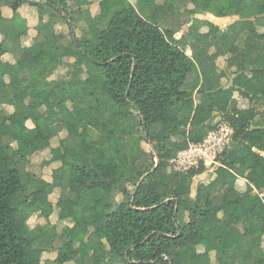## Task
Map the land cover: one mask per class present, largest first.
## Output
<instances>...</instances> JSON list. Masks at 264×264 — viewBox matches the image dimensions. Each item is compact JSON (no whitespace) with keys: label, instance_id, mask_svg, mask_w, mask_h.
Returning <instances> with one entry per match:
<instances>
[{"label":"trees","instance_id":"obj_1","mask_svg":"<svg viewBox=\"0 0 264 264\" xmlns=\"http://www.w3.org/2000/svg\"><path fill=\"white\" fill-rule=\"evenodd\" d=\"M169 1L192 4L193 15L215 6L231 21L200 33L194 20L176 39L183 22ZM40 3L47 11H38L29 47L18 6L15 22H0V264H264V0ZM211 53L226 58L231 84L217 68L194 69ZM235 95L248 106L239 109ZM223 121L231 144L191 198L203 164L184 172L165 164ZM245 172L254 177L239 193L236 174ZM55 190L54 204L27 201ZM55 208L69 225H27Z\"/></svg>","mask_w":264,"mask_h":264},{"label":"rangeland","instance_id":"obj_2","mask_svg":"<svg viewBox=\"0 0 264 264\" xmlns=\"http://www.w3.org/2000/svg\"><path fill=\"white\" fill-rule=\"evenodd\" d=\"M220 4V3H219ZM169 7L171 8V10L175 11L176 14H178V16L180 17V19L182 18V21L183 24H181V28H180V31L178 33L175 34V38L176 39H179L184 33H186L188 31V28L193 24L194 20H199L200 21V28H199V32L200 33H206L208 30H218V29H224L226 27V24L228 23H223V24H220V25H217L215 22L217 21H220L221 19H226L227 22L229 18V16H225V17H221V16H217L218 12L220 9H216L214 7H212V10L211 12H200L199 14H192V11L194 10V6L192 4H187L185 6H182V7H177V4L174 3L173 1H169ZM176 7V8H175ZM222 7V6H221ZM178 8V9H177ZM249 9H251V6H249ZM225 10V8L223 9ZM263 10H264V7H263ZM226 13H229V10L226 11ZM192 20V23L188 26V24L190 23V21ZM253 19H250V20H245L243 21V26L245 27L249 21H252ZM180 24V22H179ZM177 24V25H179ZM176 25V26H177ZM259 33H264V30L263 29H259ZM186 54L188 56H191V52L189 49L186 50ZM81 64V62H75L73 65H72V68L76 69L77 67H79ZM204 68H208V69H211V68H217L218 71H221L224 73V78L222 80V85L223 86H227L229 84H231V80L233 78L232 75H230L228 69H227V66H226V58H216V56L214 54H210L207 58V60L203 63H196L194 65V69L197 70V71H200L201 69H204ZM60 77H52V79H58ZM85 95V92H81L79 97L81 96H84ZM22 97V96H20ZM235 100H236V104H237V107L239 109H244L248 106V101L246 99H242L241 97H239L238 95H235ZM220 120L219 116L218 115H215L212 119V125H216L217 126V123L218 121ZM14 122H20L21 119L19 117H15L13 119ZM228 122V121H227ZM226 121H223L220 125H223V124H226V125H229ZM195 123L196 125H199V126H204L208 123V119L207 118H199V119H196L195 120ZM219 125V126H220ZM219 126L217 127V129L215 131H217L219 129ZM49 135V134H48ZM38 138L39 139H43L44 136L42 134L39 133L38 135ZM98 146V144H94L92 145V147H96ZM144 149L145 150H148V146L147 145H143ZM46 155V154H45ZM42 161V156L38 159L35 160V162H33V165L31 167L33 168H37L36 166L37 165H40L39 163H41ZM165 167L168 169V171H176L174 168H176V165L174 164H170L169 162L165 164ZM214 168H212L211 166L209 168L206 169V172H210V171H213ZM0 170H5V162H0ZM43 177L44 178H49L50 176V169H45L43 171ZM202 176V175H201ZM197 176L194 178V181H193V192H192V197H194V190H195V187L200 183V182H203L205 181L206 179L209 178V175L208 174H203V176ZM144 191H145V188L143 187L141 189V195L144 194ZM35 193H30L27 200L29 203L33 204V205H39V204H45L48 200H50L53 204L56 202L58 196H59V190H55L53 192V194L51 196H47L46 194L43 196H38V195H34ZM191 205L190 202H186L185 204H183L184 207L186 208H189ZM57 209L55 208L52 215L50 216L49 220L46 221L45 219L43 218H40L37 214L33 215L32 217L29 218L28 222H27V225L30 227V228H34L36 226H44L46 225L47 223L49 225H52L54 227L57 228V230H60L63 226L65 225H69V223L66 221V222H59L58 221V216H57ZM12 220L14 223H16L17 225H20L21 224V219L17 216H13L12 217ZM54 254H45L43 256V261L46 260V259H53L54 258ZM103 257H100V260H102ZM71 264V263H70Z\"/></svg>","mask_w":264,"mask_h":264},{"label":"crops","instance_id":"obj_3","mask_svg":"<svg viewBox=\"0 0 264 264\" xmlns=\"http://www.w3.org/2000/svg\"><path fill=\"white\" fill-rule=\"evenodd\" d=\"M0 1H3V5L1 8V12H0V22L2 21V19H10L12 22H15L17 20V16H16V14H14L12 12V6H18L17 14H19V16L26 21V27L28 29V35L26 38H24L22 40V45L24 47H29L31 44V40L36 35L35 28H36V26L38 24V20H39L38 19V11H40L42 13H46L47 8L43 4L40 3V0H0ZM57 39L58 38L56 35L49 38L47 56H49V57L53 56V47H54ZM66 53L70 57H73V58L79 57L78 54L74 51V48L71 46L67 48ZM5 58H8V56H6ZM39 133L44 136V138L43 139L41 138L40 140L48 141L49 135H48L47 130H42ZM39 133H38V135H39ZM211 172L212 171H210L206 174H208L210 176ZM236 177H237V179L235 182V188L239 193H244L247 189V186L250 185V183L254 177V173L253 172H245V173L240 174V175L236 174ZM39 194L41 196H43V194L45 195L44 192H37L34 195L40 196ZM194 195H195V191H194ZM262 195L264 196V192L262 193ZM191 198H193L192 195H191ZM39 205H42V204H39ZM262 248L264 249V238L262 241ZM237 264H246V262L245 261H239Z\"/></svg>","mask_w":264,"mask_h":264},{"label":"built area","instance_id":"obj_4","mask_svg":"<svg viewBox=\"0 0 264 264\" xmlns=\"http://www.w3.org/2000/svg\"><path fill=\"white\" fill-rule=\"evenodd\" d=\"M233 131L229 125L219 126L217 131L208 133L206 138L197 144H190L185 150L169 161L176 165V171H187L203 164L205 170L210 166L215 170L219 167V155L231 144Z\"/></svg>","mask_w":264,"mask_h":264},{"label":"water","instance_id":"obj_5","mask_svg":"<svg viewBox=\"0 0 264 264\" xmlns=\"http://www.w3.org/2000/svg\"><path fill=\"white\" fill-rule=\"evenodd\" d=\"M227 19V18H226ZM226 19H221L220 21L215 22L217 25L223 24V23H229L231 21V19H228L229 22L226 21ZM192 23V20L190 21V23L188 24V26Z\"/></svg>","mask_w":264,"mask_h":264}]
</instances>
